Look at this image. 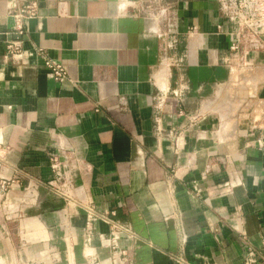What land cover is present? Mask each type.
I'll list each match as a JSON object with an SVG mask.
<instances>
[{
    "label": "crops",
    "instance_id": "crops-1",
    "mask_svg": "<svg viewBox=\"0 0 264 264\" xmlns=\"http://www.w3.org/2000/svg\"><path fill=\"white\" fill-rule=\"evenodd\" d=\"M235 30L217 0H0V177L18 181L0 191V264L262 253L264 43L234 56Z\"/></svg>",
    "mask_w": 264,
    "mask_h": 264
},
{
    "label": "built area",
    "instance_id": "built-area-1",
    "mask_svg": "<svg viewBox=\"0 0 264 264\" xmlns=\"http://www.w3.org/2000/svg\"><path fill=\"white\" fill-rule=\"evenodd\" d=\"M220 10L227 17L229 22L236 28L233 34V40L230 44V52L237 56L240 53L245 55L249 51L263 48L264 43V0H217ZM164 12V11H163ZM37 10L34 4L23 8H17L12 11L11 17L14 20V34L24 35L26 20L36 17ZM7 57L14 60H20L23 56V49L20 42L11 41L6 46ZM46 68L50 71L51 77L55 82H63L66 79V71L61 65L54 64L51 61H45ZM264 133L257 140V145L264 153ZM18 181L16 179H5L0 177V191L4 193ZM96 215L88 210L87 212V230L91 228ZM118 229V227H114ZM175 264H185L181 260L175 261ZM243 264H264V251L258 252L247 248Z\"/></svg>",
    "mask_w": 264,
    "mask_h": 264
},
{
    "label": "rangeland",
    "instance_id": "rangeland-1",
    "mask_svg": "<svg viewBox=\"0 0 264 264\" xmlns=\"http://www.w3.org/2000/svg\"><path fill=\"white\" fill-rule=\"evenodd\" d=\"M3 201L4 199H1V193H0V215H2V217L10 216L9 214L6 213L7 210L3 206V203H2ZM7 220H10V219L7 217Z\"/></svg>",
    "mask_w": 264,
    "mask_h": 264
}]
</instances>
